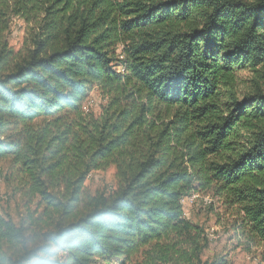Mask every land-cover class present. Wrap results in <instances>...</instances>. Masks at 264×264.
Returning a JSON list of instances; mask_svg holds the SVG:
<instances>
[{
	"label": "trees",
	"instance_id": "1",
	"mask_svg": "<svg viewBox=\"0 0 264 264\" xmlns=\"http://www.w3.org/2000/svg\"><path fill=\"white\" fill-rule=\"evenodd\" d=\"M2 163L27 215L0 210V264H28L40 227L36 264H230L203 259L201 193L264 257V0H0ZM111 167L116 188L86 195Z\"/></svg>",
	"mask_w": 264,
	"mask_h": 264
},
{
	"label": "rangeland",
	"instance_id": "2",
	"mask_svg": "<svg viewBox=\"0 0 264 264\" xmlns=\"http://www.w3.org/2000/svg\"><path fill=\"white\" fill-rule=\"evenodd\" d=\"M9 43L15 52H26L28 37L22 20L14 19ZM250 77L246 73L242 75L243 81H248ZM102 103L100 92L95 90L90 94L85 106L99 112ZM0 168L4 176L9 173L8 163H2ZM115 174L114 167L105 171L93 172L85 184L86 195L94 197L111 193L117 186ZM193 198H195L194 203L185 204L186 217L193 224L202 226L211 236H209L211 242L203 256L204 260L214 261L226 258L230 264H264L263 249L250 246L245 234H242L241 230H237L240 220L235 209L223 206L212 193H201ZM0 210L17 224L20 223L23 216L27 215L23 201L17 200L13 196L12 187L5 178L0 179ZM97 264H122V262L117 260L99 261Z\"/></svg>",
	"mask_w": 264,
	"mask_h": 264
},
{
	"label": "clouds",
	"instance_id": "3",
	"mask_svg": "<svg viewBox=\"0 0 264 264\" xmlns=\"http://www.w3.org/2000/svg\"><path fill=\"white\" fill-rule=\"evenodd\" d=\"M49 229L40 227L31 230L29 233H26V240L24 245L20 246L22 248L23 254H26L31 259L28 261V264H36L37 261L44 258L45 254L40 251L41 246L47 241L48 237L46 233ZM14 249L13 251H17ZM50 251L55 250L54 248H49ZM10 264H19V261L13 257Z\"/></svg>",
	"mask_w": 264,
	"mask_h": 264
},
{
	"label": "built area",
	"instance_id": "4",
	"mask_svg": "<svg viewBox=\"0 0 264 264\" xmlns=\"http://www.w3.org/2000/svg\"><path fill=\"white\" fill-rule=\"evenodd\" d=\"M189 202H190V203H194V202H195V198L191 197V198L189 199Z\"/></svg>",
	"mask_w": 264,
	"mask_h": 264
},
{
	"label": "bare ground",
	"instance_id": "5",
	"mask_svg": "<svg viewBox=\"0 0 264 264\" xmlns=\"http://www.w3.org/2000/svg\"><path fill=\"white\" fill-rule=\"evenodd\" d=\"M2 176V175H1ZM196 196V195H195ZM197 199V198H196ZM216 236V235H215ZM211 237V236H210Z\"/></svg>",
	"mask_w": 264,
	"mask_h": 264
}]
</instances>
